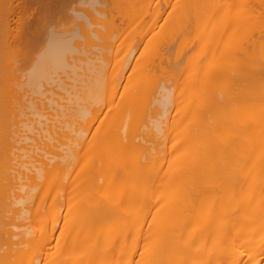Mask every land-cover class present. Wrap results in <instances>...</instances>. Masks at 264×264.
<instances>
[{
    "label": "bare ground",
    "instance_id": "1",
    "mask_svg": "<svg viewBox=\"0 0 264 264\" xmlns=\"http://www.w3.org/2000/svg\"><path fill=\"white\" fill-rule=\"evenodd\" d=\"M72 4L20 64L1 20L0 264H264V0Z\"/></svg>",
    "mask_w": 264,
    "mask_h": 264
},
{
    "label": "rangeland",
    "instance_id": "2",
    "mask_svg": "<svg viewBox=\"0 0 264 264\" xmlns=\"http://www.w3.org/2000/svg\"><path fill=\"white\" fill-rule=\"evenodd\" d=\"M0 1H2V2H0V13H2V14H0V28L1 29H3L2 27H3V22L6 24V25H10V27H12V28H17V25H19V24H22V26H23V24L25 23V25L23 26V28H24V31H25V33L23 32V30H22V32L19 30V33L21 32V34L19 35V36H23V38L21 39V43H20V37H19V39L17 38V37H15L16 35V33H17V30H13L12 29V32H13V34H14V36L12 37L10 34H9V38H8V41L9 42H12L11 44L12 45H14L15 43V45H18L19 43H20V45L18 46V50L16 49V51H17V53H19L18 54V56L20 55L21 57H16V58H18L17 60L19 61V64H20V62H26V61H29V60H31V58H33V53H34V55L38 52V48H40L39 46H41V45H43V43H44V41H46V40H44L43 41V43H42V41H40L41 42V44L39 45V41L38 40H40V39H42V35H44V33H46V31H45V28H44V26L46 27V25L48 24V23H50L49 25H48V27L49 26H52V30H54L53 28L55 27L56 28V26H57V24H58V27H59V29H64V30H69V28H74L73 26H70L71 25V23H72V17L74 18V16L72 15V13H71V8L69 7V6H71V4H72V2L74 3H76V1L77 0H72L71 2H70V4H69V2L67 1H65V0H58V3L57 2H52V3H49L48 1L49 0H44V1H42L41 0V2H36V0H0ZM7 1V2H6ZM43 2H45L46 4H44ZM29 3V4H28ZM48 3V4H47ZM66 3V4H65ZM75 3L74 4H72V5H74V7L75 6H77L78 7V4H79V2H78V4H76L75 5ZM88 3H89V5H88ZM36 4V5H35ZM44 4V5H43ZM9 5H10V7H9ZM20 5V6H19ZM47 5V6H46ZM82 5V4H81ZM86 5V8H89V6H90V8H91V6L93 5H91V3L90 2H83V6L82 7H84ZM21 6H23V7H21ZM80 6V5H79ZM94 6H97V5H93L92 6V8L94 7ZM2 7V8H1ZM21 7V8H20ZM39 7H40V9H39ZM42 7V8H41ZM45 7H47V8H50V9H48L47 10V8H45ZM69 7V8H68ZM19 8V9H18ZM22 8H23V11H22ZM43 8H45V10H43ZM72 8H73V6H72ZM3 9V10H2ZM6 11H5V10ZM34 9H35V11H34ZM41 9H42V11H41ZM178 9V8H177ZM11 11V14H9V12ZM33 10V11H32ZM3 11V12H2ZM13 11V12H12ZM39 11H41V13H46V15H48V16H46V15H42ZM65 11V12H64ZM67 11V12H66ZM169 11H170V8H169ZM169 11L167 10V12H166V14L167 15H169ZM19 12V13H18ZM39 12V14L38 15H41V16H39V18H38V16H37V20H35V18H34V16L35 15H37V13ZM48 12V13H47ZM61 13V14H60ZM64 13H66V14H64ZM191 13H192V11H191ZM189 14V13H188ZM2 15H4L5 17H4V19H1L2 17ZM20 15V16H19ZM23 15V16H22ZM24 15H25V18H24ZM55 15H57V16H55ZM44 16H46L45 18H43ZM170 16V15H169ZM36 17V16H35ZM190 17V20H191V23L193 22L192 21V19L193 18H195L194 16L192 17L191 15L189 16ZM192 17V18H191ZM201 17H203L202 15L199 17V18H201ZM6 18H9V20L8 19H6ZM103 18V17H102ZM19 19V20H18ZM42 19V20H41ZM161 19H163V20H161ZM161 19H159V21L157 22V24L154 26V28H158V30H159V27H160V25H159V27H157L158 26V24H160V23H162L163 24V27L165 26V16L164 17H161ZM187 19H188V17H187ZM1 20H3V22H1ZM13 20V21H12ZM31 20V21H30ZM33 20H35V21H33ZM78 21L80 20V19H77ZM194 20V19H193ZM200 20V19H199ZM198 20V21H199ZM19 21H21L22 23H20ZM26 21V22H25ZM46 21H47V23H46ZM52 21V22H51ZM81 21V20H80ZM161 21V22H160ZM162 21H164V22H162ZM16 22H18V24H16ZM28 22H29V24H28ZM160 22V23H159ZM190 21L188 20V23H189ZM199 22H201V20L199 21ZM2 23V24H1ZM10 23V24H9ZM32 23H33V25H32ZM42 23V24H41ZM136 23V24H135ZM194 23H196V22H194ZM26 24H28V25H26ZM31 24V25H30ZM34 24H35V29H34V27L32 28V26H34ZM43 24H44V26H43ZM134 24V25H133ZM132 25H131V27L129 26L128 27V31H133L134 33H135V30L140 26V24H138L137 23V21H135L134 23H133ZM161 24V25H162ZM13 25V26H12ZM54 25V26H53ZM195 25H197V24H195ZM195 25L193 24V26L195 27ZM200 25V24H199ZM27 26V27H26ZM29 26H31V27H29ZM93 26H97V25H93ZM92 26V27H93ZM204 26V25H203ZM21 27V26H20ZM48 27H46L47 29H49ZM58 27H57V29H58ZM68 27V28H67ZM97 27H99V26H97ZM102 26H100L99 28L100 29H102L101 28ZM162 26H161V28H163ZM188 27V26H187ZM187 27L185 28L186 30H187ZM25 28H26V30H25ZM154 28H150L149 29V33H148V35L149 34H151V32H153L152 30H154ZM161 28H160V30H161ZM189 28V27H188ZM0 29V33H2V30ZM21 29V28H20ZM58 29V31H60ZM196 29V28H195ZM38 31V33L37 32H35V31ZM79 30H80V27H79ZM102 30H105L104 28L102 29ZM158 30H156V31H158ZM190 30H192V29H190ZM14 31L16 32V33H14ZM29 31V32H28ZM42 33H41V32ZM50 31H51V29H50ZM55 31V30H54ZM156 31H154V32H156ZM187 32H188V30H187ZM197 32V31H196ZM33 33V34H32ZM190 33V32H189ZM192 33V32H191ZM190 33V34H191ZM12 34V33H11ZM80 34H81V36H77V37H74V39L76 40V38L77 39H79V42H78V44H79V47H78V50L79 51H77V52H75V55L77 56H79V55H81L82 54V52H81V50L82 49H84V51H86L87 52V50L88 49H86L85 50V48H86V46L88 45V48H92L91 50H92V53L91 54H93V53H96V54H98L99 55V52H101V56L102 57H98V55H97V57H96V59H104L103 58V55H102V52L103 51H100L99 49H98V47H97V45L96 44H92L90 41L89 42H87L86 41V43H85V40L84 39H86L84 36L85 35H83V34H85V32H83V30H80ZM194 34V33H193ZM2 35V36H1ZM0 35V38L1 37H3L4 35L3 34H1ZM6 35V34H5ZM27 35H30V36H28L29 38L27 39ZM147 35V36H148ZM192 35V34H191ZM191 35H189V37H187V39L189 40V38H190V36ZM63 36V35H62ZM131 37H135V36H133V34L132 35H130ZM150 36V35H149ZM178 36V38H179V41H180V37L182 36V33L180 34V35H177ZM180 36V37H179ZM41 37V38H40ZM45 37H46V35L43 37L44 39H45ZM4 38V37H3ZM7 38V37H6ZM11 38H13L12 40H11ZM37 38V39H36ZM93 38V37H92ZM194 38H195V36H194ZM17 39V40H16ZM34 39V40H33ZM74 39L72 40V41H74ZM18 40H19V43H18ZM130 40H132V39H125V40H123V42H121V44H120V47H119V50L118 51H111L110 50V53L112 54V56H111V58H113V60L111 59V58H109L110 56V54L107 56L108 58H109V60L106 62V65L108 64V68L110 67V68H115L116 67V65H119V64H121L124 60H125V54L127 53V50H126V48L128 47V48H130V46H131V41ZM191 40V39H190ZM3 41V42H2ZM185 41V40H184ZM200 42V40H199V38L197 39L196 38V40H195V42ZM2 42V43H1ZM177 42V41H176ZM195 42H193V46H194V44H195ZM18 43V44H17ZM31 43V44H30ZM77 43V42H76ZM133 43H135V41H133ZM133 43H132V45H133ZM141 43V42H140ZM139 43V44H140ZM186 43V44H185ZM185 43H183V45H184V51H185V53H187V55H188V51H192L193 49H194V47L190 44V46H189V44H187V41H185ZM2 44H4V40H2V39H0V51H1V55L3 56V57H7V55L9 56L10 55V53L11 52H8L7 54H6V52H7V48L6 47H4V45H3V47H2ZM29 44V45H28ZM84 44L86 45L85 47H84ZM138 44V45H139ZM145 44V41H142V43L139 45V47H134V48H138L137 49V51H136V53L134 54V48H132V46H131V49L134 51L133 52V56H136V54L138 55L139 53H140V51H141V49H142V47H143V45ZM176 44V43H175ZM180 44V43H179ZM199 44V43H198ZM35 45V46H34ZM38 45V46H37ZM173 45L174 44H172L170 47H168L169 49H171V47H173ZM197 45V44H196ZM89 46H91V47H89ZM133 46H137V44L135 43V45H133ZM13 47V46H12ZM176 47V46H175ZM175 47H173V48H175ZM187 47V49L185 50V48ZM190 47V48H189ZM193 47V48H192ZM2 48H4V51H3V49ZM15 48H17V46L15 47ZM32 48V49H31ZM82 48V49H81ZM179 48H180V46H179ZM22 49V50H21ZM34 49V50H33ZM38 49V50H37ZM6 50V51H5ZM14 50V49H13ZM13 50H11L12 52H13ZM108 50V49H107ZM173 50V49H172ZM172 50H169L170 52H172V53H174V54H171L170 53V55L173 57L175 54H176V52H177V50L175 51V52H173ZM181 50V49H180ZM8 51H10L9 49H8ZM16 51L14 50V52L13 53H16ZM20 51V52H19ZM83 51V50H82ZM89 51H90V49H89ZM88 51V52H89ZM109 51V50H108ZM108 51H107V53H108ZM139 51V52H138ZM166 51L168 52V49H166ZM187 51V52H186ZM194 51V50H193ZM3 52H5V55H3L2 53ZM12 53V55H14ZM17 53H16V55H17ZM81 53V54H80ZM104 53V52H103ZM106 53V52H105ZM106 53V54H107ZM31 54V55H30ZM84 54V53H83ZM83 54H82V57H84L83 56ZM88 54V53H87ZM96 54H94V55H96ZM190 54V53H189ZM28 55H30L29 57H26V56H28ZM74 55V54H73ZM86 55V54H85ZM92 56L91 55V57L89 56H87V58L86 59H88V58H90V60H95V59H93L92 57H94L95 58V56ZM115 55V56H114ZM11 56V55H10ZM9 56V57H10ZM23 56V57H22ZM77 56V58H79V60H81L80 59V57H78ZM124 56V57H123ZM184 56V58H185V55H183ZM182 57V56H181ZM180 57V58H181ZM1 58V57H0ZM12 58H14V57H12ZM11 57H10V59H12ZM16 58H14V59H16ZM23 58H26V59H24V60H21V59H23ZM74 58H75V56H74ZM92 58V59H91ZM183 58V57H182ZM182 58H181V60L179 59V62L181 61V63H183L182 62ZM6 59V61H5V63L7 62V61H9L10 59H7V58H5ZM84 59H85V57H84ZM201 59V58H200ZM3 59H1V63H3V61H2ZM79 60H76V58H75V62H76V64H79ZM16 61V60H15ZM14 60L12 61V62H15ZM18 61H17V63H18ZM82 61V60H81ZM85 61V60H84ZM87 61H89V60H87ZM96 61V60H95ZM101 60H99V63H101L100 62ZM112 61H114L113 63H112ZM202 61H203V58H202ZM91 62V61H90ZM112 64H111V63ZM9 63H11V62H9ZM7 64H8V62H7ZM15 65H16V62L14 63ZM85 64V63H84ZM115 64V65H114ZM10 65V64H9ZM110 65V66H109ZM112 65V66H111ZM4 66V67H3ZM3 66L1 65L0 67H2V70H3V68L5 69V65H4V63H3ZM7 68H8V65H7ZM6 68V69H7ZM61 70V69H60ZM66 71H67V73H68V68H66L65 69ZM65 70H64V72H65ZM130 69H126V71L128 72ZM7 71V70H6ZM62 71V70H61ZM69 71H70V69H69ZM58 72H59V70H58ZM64 72H63V74H64ZM0 73H1V70H0ZM60 73V72H59ZM8 74V72L6 73V75ZM60 74H62V72L60 73ZM59 74V75H60ZM72 74V72H70V75ZM58 75V74H57ZM57 75H55L54 74V77H55V79H59L60 81L57 83L56 81L55 82H51L50 84H53V85H51V86H47V87H49V88H46V85H48V84H44V86H45V89H48V90H46V96H48L47 95V92H49L50 93V95L52 94V92L53 91H55V88H56V91H58V87L60 88L61 87V85H62V83L64 82V81H70L69 79L67 80V79H64L63 80V78L65 77V78H67L66 76H64L63 75V77L60 75L59 77H61V78H57ZM8 76V75H7ZM53 77V78H54ZM63 81V82H62ZM54 83L56 84V86H55V88H54ZM60 83H61V85H60ZM66 83H68V82H64V84H63V87H61V91L63 92V91H65V89H64V87L66 88ZM49 84V85H50ZM102 84H103V87H104V93H106L107 91H105V89L107 90V85H108V78L105 76V74H104V78H102ZM65 85V86H64ZM52 87V88H51ZM67 87H68V85H67ZM54 88V90H52ZM67 89V88H66ZM58 93V92H57ZM65 93H66V91H65ZM62 94L63 93H61V94H56V92L54 93L53 92V95H56L55 96V98L53 99V97L54 96H52V98H51V100L53 101V102H55L56 103V101L57 102H61L62 100L60 99V98H57L58 96L57 95H60L61 97H62ZM44 95H45V93H44ZM65 94H63V96H64ZM66 95H68V94H66ZM104 95V94H103ZM105 96H106V94H105ZM64 97H66V96H64ZM104 97V96H103ZM55 99H58V100H56L55 101ZM60 99V100H59ZM45 101V100H44ZM48 101V100H47ZM103 106L105 105H107V104H105V97H104V101H103ZM50 107H52L53 109H54V107L56 108V109H59L58 107H57V105L56 104H54L53 106H52V103H51V106H49V109L48 110H51L52 108H50ZM52 109V110H53ZM55 111V109L52 111V112H54ZM51 112V113H52ZM55 113H56V111H55ZM39 119V118H38ZM38 126V125H37ZM27 258V257H26ZM29 259V258H28ZM26 260V259H25ZM27 262H29V260H27ZM23 263V262H22ZM25 264V263H24ZM26 264H29V263H26Z\"/></svg>",
    "mask_w": 264,
    "mask_h": 264
}]
</instances>
